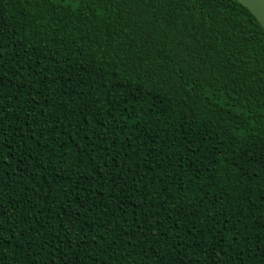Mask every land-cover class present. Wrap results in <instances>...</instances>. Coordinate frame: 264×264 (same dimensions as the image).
Returning a JSON list of instances; mask_svg holds the SVG:
<instances>
[{
  "label": "trees",
  "instance_id": "obj_1",
  "mask_svg": "<svg viewBox=\"0 0 264 264\" xmlns=\"http://www.w3.org/2000/svg\"><path fill=\"white\" fill-rule=\"evenodd\" d=\"M0 264H264L245 6L0 0Z\"/></svg>",
  "mask_w": 264,
  "mask_h": 264
},
{
  "label": "water",
  "instance_id": "obj_2",
  "mask_svg": "<svg viewBox=\"0 0 264 264\" xmlns=\"http://www.w3.org/2000/svg\"><path fill=\"white\" fill-rule=\"evenodd\" d=\"M245 6L258 20L264 30V0H236Z\"/></svg>",
  "mask_w": 264,
  "mask_h": 264
}]
</instances>
